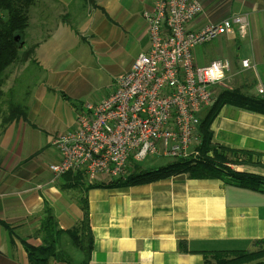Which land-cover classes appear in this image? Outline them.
Here are the masks:
<instances>
[{
  "label": "crops",
  "instance_id": "crops-1",
  "mask_svg": "<svg viewBox=\"0 0 264 264\" xmlns=\"http://www.w3.org/2000/svg\"><path fill=\"white\" fill-rule=\"evenodd\" d=\"M158 1L34 0L24 45L32 49L41 76L38 85L15 99L26 106L25 116L0 127V264H32L26 245L42 244L38 231L46 206L64 230L83 219L81 185L69 184L72 174L56 176L49 169V163L60 159L54 139L76 128L85 101L108 97L136 57L149 52L144 13ZM196 1L202 10L190 23L193 30L237 15L248 17L251 50L243 59L264 73V0ZM193 55L203 62L201 54ZM227 58L232 64L231 50ZM241 83L214 91L245 85V93L259 96L252 84ZM211 130L212 143L228 156L251 153L261 163H231V168L264 175L263 113L226 104ZM159 158L165 157L132 159L128 169L168 163L157 162ZM85 176L88 183L108 182L101 175ZM87 199L93 235L88 264H205L208 253L254 250L255 242L264 238V191L221 179L182 173L148 183L92 188Z\"/></svg>",
  "mask_w": 264,
  "mask_h": 264
},
{
  "label": "built area",
  "instance_id": "built-area-1",
  "mask_svg": "<svg viewBox=\"0 0 264 264\" xmlns=\"http://www.w3.org/2000/svg\"><path fill=\"white\" fill-rule=\"evenodd\" d=\"M201 10L196 0H159L144 13L149 52L136 57L108 97L84 102L74 130L55 137L60 159L49 169L56 176L81 171L112 180L127 175L132 159L198 157L201 113L212 104L214 88L231 63L214 59L199 65L193 49L229 32L242 40L249 35L246 15L193 30L190 23ZM242 66L250 68V60L243 59Z\"/></svg>",
  "mask_w": 264,
  "mask_h": 264
},
{
  "label": "trees",
  "instance_id": "trees-1",
  "mask_svg": "<svg viewBox=\"0 0 264 264\" xmlns=\"http://www.w3.org/2000/svg\"><path fill=\"white\" fill-rule=\"evenodd\" d=\"M93 1V0H90ZM34 0H0V97L8 93L10 98L1 99L0 126L6 127L14 119L25 116L27 108L23 103L12 99L13 87L8 92L2 90L6 82V70L18 61L31 62L32 49L20 53L25 43V30L29 24L28 11ZM7 104L6 109H4ZM234 105L264 114V97L247 94L243 88L222 89L219 93L214 91L212 104L202 112L199 122L201 144L198 146V157L177 158L156 168H141L134 164L127 175L112 180L86 182L85 174L81 171H68L64 175L74 176L68 180L71 186L81 185L79 198L80 206L84 212L79 224L68 230L60 228L51 207L45 208V215L41 220L38 234L42 244L34 247L26 245L29 261L32 264H46L51 260L69 264H88L92 252L93 235L91 234L89 218V202L87 192L92 188L122 187L141 183L153 182L169 178L173 175L185 173L190 178H216L227 184H233L252 190L264 191V175L237 171L229 164L261 165L254 160L251 153L231 152V156L219 150L212 143V121L224 105ZM4 109V111H3ZM244 156V157H242ZM89 232V237L85 235ZM256 248L249 251L215 252L206 254L205 264H264V238L255 242ZM76 252V254L74 253Z\"/></svg>",
  "mask_w": 264,
  "mask_h": 264
},
{
  "label": "rangeland",
  "instance_id": "rangeland-1",
  "mask_svg": "<svg viewBox=\"0 0 264 264\" xmlns=\"http://www.w3.org/2000/svg\"><path fill=\"white\" fill-rule=\"evenodd\" d=\"M22 46L23 47L20 50L21 54L26 50L25 45L23 44ZM230 50L233 55V60L228 70L229 72L227 71V73L229 74V77L231 76V78L227 79V74L224 84H237V81L242 82L241 84H252L249 86L252 87V91L256 92L260 97H264V93L260 94L258 92L259 88H264V73L261 72L262 68L260 66L253 67L252 64L249 69L242 66V59L244 57H248L251 50V44L248 40H240V38L235 34H225L197 46L193 49V53L197 52L202 55L200 57L203 58V62L198 61L197 57L195 58L199 64L204 65L209 63L212 59H228L227 57L229 56ZM6 73L8 79L7 83L2 86V90L8 92V89L13 87V100H17L18 97H22L24 95L25 91H30L38 85L37 83L41 76L38 68L35 67V64H33V62L29 63V59H27L26 62L18 61L11 65L6 70ZM224 84L215 86L214 90L218 87H224ZM257 84H262L263 86H257ZM244 88L245 85L243 89ZM8 97L10 98L8 93H5V95L0 97V104L3 102L1 99H6ZM6 107L7 104H5L4 109H6ZM2 115H4V113L0 115V122L2 121ZM169 161L171 160L168 157H165L159 158L157 162L166 163Z\"/></svg>",
  "mask_w": 264,
  "mask_h": 264
}]
</instances>
